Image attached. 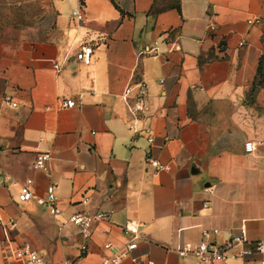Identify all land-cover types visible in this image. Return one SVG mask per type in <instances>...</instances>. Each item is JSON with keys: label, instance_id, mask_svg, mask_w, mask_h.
Instances as JSON below:
<instances>
[{"label": "crops", "instance_id": "0c3cea01", "mask_svg": "<svg viewBox=\"0 0 264 264\" xmlns=\"http://www.w3.org/2000/svg\"><path fill=\"white\" fill-rule=\"evenodd\" d=\"M255 17L264 0H0V212L15 223L0 226V264H13L6 247L24 244L46 264L100 262L132 241L129 221L137 246L120 264H199L178 248L242 229L264 246ZM84 45L87 64L76 58ZM140 83L145 109L133 119L124 93L133 103ZM248 140L261 143L246 152ZM41 151L45 170L32 166ZM149 151L167 168H152ZM27 179L33 196L20 201ZM50 184L55 215L39 202ZM76 211L103 213L86 240L68 222Z\"/></svg>", "mask_w": 264, "mask_h": 264}, {"label": "built area", "instance_id": "2783aa9c", "mask_svg": "<svg viewBox=\"0 0 264 264\" xmlns=\"http://www.w3.org/2000/svg\"><path fill=\"white\" fill-rule=\"evenodd\" d=\"M77 19H82V13L79 8H76L72 11ZM251 24L260 23L264 26V17H255L250 21ZM208 28L213 31L215 30V25L210 23ZM243 42H240L239 45H242ZM93 47L90 45L82 46L76 53V58L84 63H90L92 60ZM129 89H126L124 95L126 100V105L128 107V112L130 116L134 119L137 115L145 109L144 105V96L146 93L145 87L142 83L138 84V92L134 97V102H128ZM13 106H16V103H11ZM64 106L71 107L72 101L67 99L63 102ZM129 129L134 130V122L129 123ZM153 137L148 136L147 141L151 143ZM260 141L248 140L244 143V149L246 152H252L259 145ZM51 159V154L47 151L38 152L35 156L33 162L34 169H47V163ZM146 162L152 166L155 170H161L167 168L166 164L161 163L158 159L154 158L149 151L146 155ZM31 179H27V182L21 186L20 192L18 194V200L28 201L32 198V191L30 189ZM57 197L54 191V185L50 184L46 188V195L43 199H39V202L46 206L49 212L53 215L57 214L60 209L56 203ZM85 201V199H84ZM103 216L102 212L89 213L86 211H76L71 214L68 218V222L76 226L79 230L80 235L86 240L92 234L93 224L98 221ZM0 226L4 227L7 230L13 229L15 223L12 219L5 221L0 212ZM124 230L129 231L134 235L132 241H130L125 249L114 248L110 257L104 258L100 262H82L80 260L71 261L64 260L59 264H120L122 259L128 257L131 250L137 246V232L138 224L134 221H129L125 224ZM218 230L213 229V232L216 233ZM207 233H204V235ZM105 248L110 249L111 244L107 243L104 245ZM85 246H82L84 249ZM178 254L182 257L192 255L195 257L199 264H230L231 260H239L240 264H264V246L261 242H250L244 234V230H241V233L238 235L232 236L228 241L222 244H217L215 242H210L205 239L199 240L197 243H185L177 250ZM6 259L10 258L13 264H46L42 256L39 253L30 247L28 244L20 246H8L4 250ZM254 255H259L258 259L254 258ZM134 264L136 260L133 259ZM146 264H154L151 259H147Z\"/></svg>", "mask_w": 264, "mask_h": 264}, {"label": "trees", "instance_id": "16d2710c", "mask_svg": "<svg viewBox=\"0 0 264 264\" xmlns=\"http://www.w3.org/2000/svg\"><path fill=\"white\" fill-rule=\"evenodd\" d=\"M261 84L262 83H260V82L257 81L256 82V85L254 87H252V89L250 91V98L251 99L253 98L254 94L256 93L258 86L261 85Z\"/></svg>", "mask_w": 264, "mask_h": 264}, {"label": "rangeland", "instance_id": "374dc122", "mask_svg": "<svg viewBox=\"0 0 264 264\" xmlns=\"http://www.w3.org/2000/svg\"><path fill=\"white\" fill-rule=\"evenodd\" d=\"M262 76H263V77H262ZM260 78H262V79L258 80V82H260V83H264V74L261 75Z\"/></svg>", "mask_w": 264, "mask_h": 264}]
</instances>
